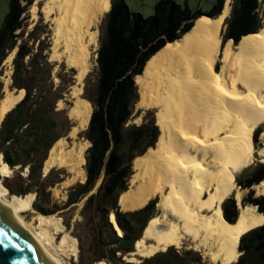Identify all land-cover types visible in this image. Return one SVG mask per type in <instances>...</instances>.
<instances>
[{
	"label": "bare ground",
	"instance_id": "6f19581e",
	"mask_svg": "<svg viewBox=\"0 0 264 264\" xmlns=\"http://www.w3.org/2000/svg\"><path fill=\"white\" fill-rule=\"evenodd\" d=\"M110 7L111 0H47L42 9L47 17L57 11L52 56L66 57L76 70L69 116L78 124L70 137H76L91 119L92 104L80 96L77 85L88 75L96 50L98 30L94 28ZM230 10L231 0H225L216 17L196 18L180 38L161 47L136 77L137 105L157 107L161 133L155 147L134 159V187L124 191L118 203L124 210H136L158 196L160 213L149 219L127 260L137 262L139 257H151L189 240L196 249L204 248L211 260L229 264L241 255V237L264 224V214L256 205L242 203L243 192L235 177L253 162L254 133L264 123V26L237 43L224 42ZM61 45L63 51H59ZM24 95L23 89L8 91L0 100V123ZM261 137L264 140V129ZM89 145L78 140L70 144L61 137L50 150L44 172L65 167L72 174L65 185L84 179L82 165ZM258 153L264 161V147ZM12 171L0 155V175L8 177ZM256 188L264 193V180ZM234 191L239 214L231 222L223 204ZM0 199L53 264H71L68 259L77 258L78 240L65 230L60 217L38 213L31 221L25 218L24 213L33 209L35 193L12 194L0 178ZM110 218L122 235L113 213Z\"/></svg>",
	"mask_w": 264,
	"mask_h": 264
},
{
	"label": "trees",
	"instance_id": "16d2710c",
	"mask_svg": "<svg viewBox=\"0 0 264 264\" xmlns=\"http://www.w3.org/2000/svg\"><path fill=\"white\" fill-rule=\"evenodd\" d=\"M224 1L216 0L209 12L210 17L221 13ZM262 1L233 0L231 15L226 19L224 41L234 39L238 42L242 36L263 27L259 15ZM32 2L9 0V10L0 27V68L8 54L17 48L10 87L25 90L24 97L0 123V155L14 171L12 178L20 181L16 187L7 185V188L17 195L32 190L41 192L58 181V169L54 168L45 175L44 163L52 146L58 139L67 136L73 126L68 108H59L58 103L70 92L76 70L69 68L67 79L62 75V71L66 70L64 66L58 73L61 82L56 84L52 77L54 65L48 60L45 46L35 48L34 43L30 44V41L39 40L40 35L34 29L25 38L26 19L23 14ZM201 13L192 12L187 5L183 7L171 0H159L154 13L144 16L132 11L126 0H111L97 51L98 79L95 91L89 97L93 112L83 134L91 142L84 166L87 177L85 182H78L72 188L66 202V205H71L86 197L84 210L92 211V217H98L97 223L91 220L98 243L113 245L107 257L102 256L93 264L103 259L118 264L117 252L126 254L134 251L135 241L154 216L155 200L140 209L126 211L121 210L118 203L120 195L128 189L133 174V159L145 153L158 136L153 118L141 124L130 123L139 100L136 77L161 47L186 33ZM1 93L2 81L0 96ZM26 168L28 172L24 175ZM263 180L264 162H259L246 179H238V184L243 188L251 187ZM231 200L230 207L225 201L223 208L226 218L235 222L239 209L234 199ZM243 204H254L264 214V194L246 197ZM112 213L123 235L110 222L108 215ZM239 249L242 253L233 264H264V224L243 235ZM178 260L188 264L189 261L192 264L194 261L201 262L193 251L181 254L170 249L162 256L143 258L139 264H178Z\"/></svg>",
	"mask_w": 264,
	"mask_h": 264
},
{
	"label": "rangeland",
	"instance_id": "374dc122",
	"mask_svg": "<svg viewBox=\"0 0 264 264\" xmlns=\"http://www.w3.org/2000/svg\"><path fill=\"white\" fill-rule=\"evenodd\" d=\"M46 1L47 0H33L32 4L28 7L27 11L23 14V16L26 19L25 20V23H26L25 38H27L29 33L31 31H33L34 29L40 35L39 40H36L34 42L30 41V44L34 43L33 46L35 48H37L40 45L45 46L44 47L45 53L48 54V60L54 65L52 77L54 79V82L56 84H59L61 82V77L58 75V73L60 71H62V69L65 66L66 70L62 71V75L64 78L69 79L70 73H69L68 69L73 68V67L69 66L66 63V61H65L66 57L60 56V57L54 58L52 56L53 45L55 42V40H54L55 39V35H54L55 22H54L53 18L55 17L57 11H55L51 17H47L46 15H44L45 13L42 11V9H43ZM158 1L159 0H126L129 8L132 11L139 12V13L143 14L144 16H149V15H152L154 13L155 4H157ZM171 1H174V2L181 4L183 7L187 5L191 9L192 12H199V11L202 12L201 16L202 15H209V12L212 11L214 5L216 4V0H171ZM224 4H225V1H224ZM232 4H233V0H231V10H230L229 15L226 17V19L229 18V16L231 15ZM33 6H36L35 10H34ZM8 10H9V0H0V27L3 24L4 17L8 13ZM107 12L103 13L101 20L99 21V23L94 28V29L98 30L97 45L93 46V48L95 47L96 50L93 49V56L91 59V66H90V70L88 72V75L84 78V80L81 83H79L77 85L79 88H81L80 96L88 99L89 101H90L89 97H91L95 91V86H96L97 79H98V73H97V69H96L97 68L96 58L98 56L97 51H98V48L100 45V41H101V37H102V31H103V28L105 27V15ZM259 15L261 17V21H262L263 26H264V0L262 1V4L260 6ZM193 23H194V21L192 22V25H193ZM223 30H224L223 36L225 37L226 31H227V25L224 26ZM223 41H224V39H223ZM234 42H235V40H234ZM235 43H237V42H235ZM63 50H64V45H61L59 47V51H63ZM16 51H17V48H15L12 52H10L8 54V56L3 61L2 66L0 68V81L3 82V93H1L0 100L8 94V91H12V93H19L18 89H11V87H10L12 84L14 56H13V58H8V57L11 54H13V52L16 53ZM15 53H14V55H15ZM220 64L221 63L219 62V65ZM8 78H10L9 82L7 81ZM73 79L75 80V75L73 76ZM7 83H8V85H7ZM75 83H76V81H74V83L69 87L70 92L66 93L65 99L62 100V102L58 103L59 108H68V110H69L72 107V105L74 104L75 97L72 94V89H73L72 87L75 85ZM138 92H139V90H138ZM92 108H93V106H92ZM156 111H157V107L145 108V107H139L136 104L133 115H132V120L130 121V123L141 124L144 121L150 122L151 118L154 119V122H155L154 124L156 125L157 130H158V136H157V139L154 141L153 145H151L149 147H155L156 146V142H157L158 137L161 133V130L156 123ZM72 122H73V126L78 124V122L74 119H72ZM75 122H76V124H75ZM88 125L86 126V128H84L83 130L78 132L76 137H70L68 135L63 136V137H65L66 140L70 144H72L75 140L82 141V142H87V141L90 142V140H88L87 138H85V136H83ZM263 129H264V123L261 124L256 129V131L254 133V140H255V153H254V155L255 156L253 158V162L250 163V165L247 168L241 169L235 173V177H237V179H236L237 184H238L239 178H241L242 180L246 179V176L250 173L251 170H253V168H255V165L257 163L264 162L263 159H261V155L258 153V149L264 147V144H263L264 140L261 137V133H262ZM90 146H91V142H90V145L88 146V148ZM86 153H87V150H86ZM134 159H133V161H134ZM133 161H132V169H133V174H134L135 170L133 168ZM85 163H86V161H85ZM85 163L82 165L83 169H84ZM54 168L58 169V171H59L58 175L60 177H59V179H56L58 181H56L53 185L47 186L46 189L41 191V192H39L37 190L29 191V192L35 193V200H34V202H33L34 204L32 206L33 209L24 213V216L29 221H31L34 218V216L38 213H42L45 215H55L57 217H60L62 224L65 226V230L67 232H69L72 236H74L78 240L79 252H78L77 258L73 256L70 259H68V262H70L71 264H93L94 261L101 259L100 257H102V256L107 257L110 254V248H112L113 245H107V246L104 245L103 246L102 244L98 243V241L96 239L97 234H96V230L94 227V223L91 221L93 219V221L95 223H97L98 217L94 218V217H92V214H93L92 211L87 212L84 210L86 197H84L81 201H79L77 203H74L71 205H66L69 193L72 190V188L78 182H85L86 177H87L86 171L84 169V172H85V178L84 179H81V180L78 179L72 183L65 185L64 181L67 178H69L72 174L69 173V171L65 167L64 168L53 167L52 169H54ZM52 169H50L49 171H51ZM27 172H28V169L26 168L24 170L23 174L26 175ZM47 173H45V175ZM14 174H15L14 171H12L10 176L4 177V176L0 175V178L3 180V183L6 186L9 185V186H12L14 188L20 183V181L12 178L14 176ZM131 179H132V176L129 180L128 189H131L132 187H134V185L131 183ZM259 184L260 183L254 184L251 187H244V188L238 184L239 188L243 192L242 193L243 197L241 198L242 203H243V199H245L246 197H249V196L256 197V196L263 194V192H259L256 188L257 185H259ZM235 193H236V191L231 193L226 198L227 206L230 207L231 201H232L231 199H234L235 204H236L237 208L239 209L237 199L235 198ZM22 195H24V194H22ZM158 198H159L158 196L153 197L149 200V202L151 200H155V202H157ZM121 210L124 211V209H122V207H121ZM223 210H224V208H223ZM257 210H258V208H257ZM159 213H160V211L157 209L156 203H155L153 215H157ZM108 217L110 219V214L108 215ZM60 237H61V234L58 235V239ZM110 241H112V240H110ZM170 249L177 250L181 254H183L187 251H193L195 253V255L197 256V258L198 257L201 258L200 264H221L219 262L217 263V262L211 260L210 257L205 253L204 248L199 247L198 249H196L194 244H192L189 240H183V244L180 245L179 247L171 246L165 251L157 252L155 255L162 256L164 252H167ZM132 252L133 251H130L126 254H122L121 252H117V254H116L117 263L123 264L124 262H132V263L139 264L142 262L143 258H150V257H139L140 261H137V262L127 260V258L132 255L131 254ZM155 255H153V256H155ZM103 260L108 261L107 259H103ZM192 260H194V259H192ZM238 260H239V258H238ZM238 260H236L232 263H229V264H233V263L237 262ZM178 264H188V263L187 262L183 263L182 261L178 260ZM189 264H192V262L189 261ZM193 264H198V263L196 261H194Z\"/></svg>",
	"mask_w": 264,
	"mask_h": 264
},
{
	"label": "water",
	"instance_id": "95a60500",
	"mask_svg": "<svg viewBox=\"0 0 264 264\" xmlns=\"http://www.w3.org/2000/svg\"><path fill=\"white\" fill-rule=\"evenodd\" d=\"M110 222L115 227L114 222L112 220ZM0 264H53L34 237L8 211L2 199H0Z\"/></svg>",
	"mask_w": 264,
	"mask_h": 264
},
{
	"label": "crops",
	"instance_id": "0c3cea01",
	"mask_svg": "<svg viewBox=\"0 0 264 264\" xmlns=\"http://www.w3.org/2000/svg\"><path fill=\"white\" fill-rule=\"evenodd\" d=\"M68 135H69V133H68Z\"/></svg>",
	"mask_w": 264,
	"mask_h": 264
}]
</instances>
